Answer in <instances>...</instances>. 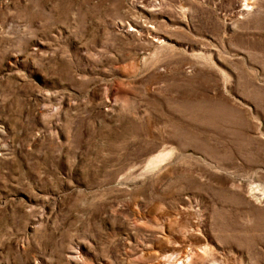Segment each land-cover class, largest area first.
<instances>
[{
    "label": "rangeland",
    "instance_id": "rangeland-1",
    "mask_svg": "<svg viewBox=\"0 0 264 264\" xmlns=\"http://www.w3.org/2000/svg\"><path fill=\"white\" fill-rule=\"evenodd\" d=\"M0 264H264V0H0Z\"/></svg>",
    "mask_w": 264,
    "mask_h": 264
},
{
    "label": "bare ground",
    "instance_id": "bare-ground-1",
    "mask_svg": "<svg viewBox=\"0 0 264 264\" xmlns=\"http://www.w3.org/2000/svg\"><path fill=\"white\" fill-rule=\"evenodd\" d=\"M248 5V4H247Z\"/></svg>",
    "mask_w": 264,
    "mask_h": 264
}]
</instances>
